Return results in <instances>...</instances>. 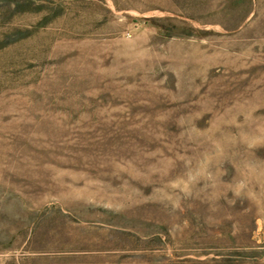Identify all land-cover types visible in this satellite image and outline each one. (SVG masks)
Instances as JSON below:
<instances>
[{"label": "rangeland", "instance_id": "374dc122", "mask_svg": "<svg viewBox=\"0 0 264 264\" xmlns=\"http://www.w3.org/2000/svg\"><path fill=\"white\" fill-rule=\"evenodd\" d=\"M0 264H264V0H0Z\"/></svg>", "mask_w": 264, "mask_h": 264}]
</instances>
